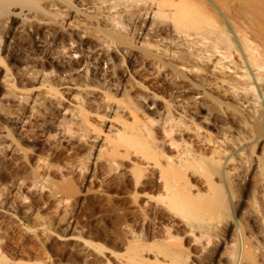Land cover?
Listing matches in <instances>:
<instances>
[{"label": "rangeland", "instance_id": "rangeland-1", "mask_svg": "<svg viewBox=\"0 0 264 264\" xmlns=\"http://www.w3.org/2000/svg\"><path fill=\"white\" fill-rule=\"evenodd\" d=\"M57 1L62 2V3H60L61 6H65V7L67 6L66 1H63V0H57ZM68 7H70L71 9L68 8L70 10V12H69V10L68 11L66 10L67 11L66 13L67 14L71 13V15H67V16L65 14H64L65 16L63 14L58 15L57 11H53V10H52V12H54L55 14H53L52 12L51 13L47 12L49 15L47 13H44V12H42V13L44 15H47V19H50L52 21L57 19L56 22H58V20H59V22H62V23H65V21L68 20L67 18H69V20H71L72 17H74L75 20L73 21L74 18L72 19V21L75 23L73 28H77L79 34L77 33V30L75 31V29L73 30V28H72V30L70 29L69 32L64 33L65 35L63 34V37H60V36L57 37V36H53V35H52L53 36L52 37L51 34H49V33L47 34V31L43 30V28L37 29L36 27H31V29H29L30 28L29 27V28L22 29L21 27H19V24H21L20 20L23 21L25 19L22 16V14H17V15L11 16L12 19H10V16L9 17L5 16L3 19L2 18L0 19L1 21L3 20L2 22H0V24L2 23L0 25V35H1V37H3V38L0 37V39H1L0 40V59H1L0 61L3 62V65L5 64L3 66L0 63V107H1L0 108V127L6 126L7 127L6 129H10L11 126H13L15 118L17 116H21L22 112H23V114L26 115V117H27V114L29 116V113H30V116L32 115L31 116L32 119L29 116L31 123H29L27 125V128H26V129H29L27 131V132H29V133H27V135H29V136L26 135L25 137H23V139H21V140L18 139V141H19L18 144H20V145L18 146L15 144L17 146V148L14 145L15 149H13V154L9 153V155L7 156V158L9 160L6 157H2V155L0 154L1 155L0 156V169L4 168L2 170L3 171L5 170L4 172H2V170H0V194H4V196L6 197L5 199L8 198L7 200H4V202H1V197H0V245H1L0 253L3 251L2 253L5 254L4 257L6 256L7 259H9V260H7V263H4V264H26V262H28V263L33 262L31 264H34V263L35 264H121V263L122 264H128L129 261H128V257H126V253H127L126 247L128 246L129 243L132 242L133 235H136L135 233L140 234L139 232L141 231V226H143L145 228V230H148V231H146L147 235H144V236L146 238H148V237L149 238L146 240V238L143 237V240L140 241L139 245H141V247L143 249L137 255V258H136L137 262L135 264H174L175 260L178 261L177 264H233L235 262L234 254L236 255V258H237L236 262H235L237 264H244V263L245 264H253V262L255 264V261L256 262L258 261L259 262L258 264H261L262 262H264L263 259L261 258V257L264 258V256H263L264 255L263 254L264 253V241H263L264 236H263V238L261 237L262 235H264V234H261V233H264V223H263L264 219L263 220L261 219L260 205L258 204V207H257L259 209V214L256 211V207H254L256 205L252 206V204L254 203L253 202L254 201V195L257 194V191H264V188H262V187H264V181H262V183L254 181L256 176H257V178H260V173H262V172H260L259 168L261 165L264 164V142H263V140H264L263 139L264 138V124L262 126V131H261L263 134V137L258 139V141L256 143H252V144H249L247 146V148H249V146H251L250 148H252V149L249 148L247 151L248 153L250 152L249 154L252 153L250 155V160H249L250 165L245 164L244 161H242L240 159L241 157H239V159H238V157H234L233 161L235 160L236 162L231 161L230 164L228 163L229 166H228V164L224 166L225 171H228V169L230 170V168H232V166L238 167L236 170H230L229 171V172H231L230 175L235 172L234 174L236 176L234 178H233L234 174H232L230 177H225L226 180L224 179V182H225L224 185L226 186V184H228L230 186L231 191H232V195H230V196H232V198L231 197L229 198L230 202L233 201L234 197H236L235 198L236 200L234 199V201L232 203H230V205L232 204L233 206L231 205L227 211L224 210V212H226V214H224V217L211 218L210 219L211 221H209V220L207 221L208 224L204 225V226H207V228L205 227L203 230H207L209 232L211 230V233L207 232V234L209 233L208 235L210 237L209 236L208 237L205 236V238L203 237L204 241L202 240L203 238H197L199 231H202V230L198 231V230L187 229L190 227H188L185 220L180 218L179 215L174 216L173 212H171L168 209L166 210V208H165V210L167 212L168 211L170 212V215L172 216V218L176 219V220H173V219H171L169 212L167 214L165 212V214H164V211H165L164 206L161 209L162 206L159 203L160 206H159V208L157 207L158 203H156L157 201H156L155 197H158V194L160 192V190H159L160 185H159L158 181L157 182L155 181L156 183L152 184V186H151V184L148 185L145 189H141V188L137 189L138 195L142 196V197H140L141 199H139L140 203L136 204V205L128 204V206L130 208L129 210L134 209V211H136L137 216L134 218H136L137 220L133 218V219H129L130 220L129 222H124L122 219L117 218V215L119 213H121L120 209H119V211L115 210L116 213H114V209L117 208V205H118L115 200L119 199L121 196L122 197L125 196L123 194L122 190L118 186L115 187V184H113L112 190L105 192V193H101V195H102V197H104V199H102V197L100 198V200L102 199L103 201L101 200V201H99V203L103 202V204L100 203L99 206L104 205L103 208L97 207V204L94 201L95 200L94 196L96 194H100V193H98L100 188L97 187L98 186L97 183L100 181V179L94 178L96 180L95 181L93 179V177H91V175H89V177L87 175V177L89 179H91L92 181L88 180V178H87V182H85V181L81 182L80 181L81 179L78 176V174L80 172H78L79 169H77V164L82 159L84 161L92 160L90 162L87 161L88 166L91 167L92 163H94V161L98 158L97 156H99V155L101 156V152H104L105 148H107V146H109V141H112L111 138H113L115 136L114 134L116 133V132H114V130L119 129L120 127L123 126V124H126V122H127V125H131L132 120H133L132 117L134 114H136L140 119L149 116L150 118L154 117V119H156V120H159V119L165 120L166 119L165 115H170V114L171 115L175 114L174 115V117H175V116H177L176 113L178 112V109H177L178 107L176 108L174 106L176 105L177 102H179V103L181 102V104L182 103L184 104L185 101L181 100V98L185 99V97H186V99H185L186 101H187V99L188 100L191 99L193 102L197 101L196 104H198V106H199V103L201 104L200 106H202V107L199 106L197 108V105L194 104V105H196L195 106L196 108L193 105V106L187 108L186 112L184 114H182V115H184L183 117L186 120L187 119L189 120V118L192 117V115H193L194 118L192 117V118H190V120L197 121L200 123L202 122L200 133L203 134V132H205L204 135L208 134V133H209L208 135L214 133L212 135V137H215V138L217 137L219 139L223 138V136H221L222 133H225V134L227 133L226 135L231 134L232 137H234V138L236 137L235 139H238L236 142H238L240 139H242L241 137L243 136V134L239 132L240 131L239 129H241L243 127V125H242L243 123L241 124V122H244L245 117H244V114L242 115L238 111V109H241V108H239L240 106H239L238 100L236 98L237 96H236V94H234L235 91H233V90H235V89H233V86H235L238 89L241 88V85L238 82L242 83L244 81V79H246V77L245 78L244 77L239 78V76H242V73L244 71L242 69H241L242 70L241 71L239 68H238L239 70H236L237 69L236 66L234 65V63H230L229 59L219 60V58H221L220 55H215L212 58V61H208L207 64L205 63V65H204V63L199 61L197 63V67L199 69H201V67H202L201 70H197V68L192 69L191 68L192 65L190 62L189 63L191 66L188 65L187 63H185L184 65H181L180 62H186V61L182 57H178L177 54L173 53V51L175 50V47H174V45H171V47H172V48L170 47V50H172L171 53L167 52L166 53L167 56H164V58H165L164 63L167 64V67L169 69L168 72L170 74V75H168V78H167V76L166 77L161 76L162 71H161V74L158 75L159 77L156 76L155 74H153V71L151 69L149 70L150 71L149 72L148 70H146V68H144V70L149 72L150 74L145 72L144 70H141V72H140L139 70H137L135 65L136 66L140 65V63H141L140 61L143 59V57L141 58L140 55L143 56L144 53H146L147 50H149V49H147V47L150 48L148 44H146V46H145L144 40H142L143 38H139V37L137 38V37L132 36V35L128 36L124 31H121L119 35L122 36L128 43L117 44V45L110 44L109 46H107V44L103 45L102 41H99V40L107 38V36L103 32L106 29L102 26H96V25H95L96 29H95L94 25H92L91 27L87 26V25H89L88 23H91V22L96 23L94 18H89V16L93 17V14L91 12H85L84 10H82V8H80L76 4H73L72 2L70 5H68ZM128 9L133 10L132 7L128 8ZM243 9L246 11V13L248 11L251 13L250 10H248L246 8H243ZM11 10L15 11L16 9L12 8ZM244 10H242V8L240 10H235V9H234V11L231 10L232 11L231 14L233 13L232 15L233 16L235 15V17H236V18H234L232 16L233 21L236 23L237 26L239 25L238 26V27H240L239 30L244 36L248 37L250 40L252 39V41L253 40L256 41L255 44L256 45L258 44L257 45L258 49H261L262 54H264L263 53L264 52V25H260L264 22V15L260 14L263 16V17L261 16L263 18V20L260 18V15H256V16H258V18L256 17L257 19H255V17H254V18H252V20L254 19V21L250 22L251 21V18L249 19L250 13L249 14L247 13L248 14L247 15ZM238 11H240V12H238ZM241 11H244V12H241ZM15 12H17V11H15ZM235 12L238 15L245 13V15L248 17H245V15H243V16L240 15V17L236 16L237 14ZM42 13L41 14L38 13L37 16L41 17V18L46 17ZM18 15H21V16H18ZM48 16H49V18H48ZM54 16L58 17V18H55ZM84 17H85V19H84ZM238 17H239V19H238ZM77 18L78 19L83 18L79 21L83 20L85 22V24L83 21H82L83 23L79 22L77 20ZM240 18L242 19L241 21H240ZM34 19L35 18L33 17V22L37 21L36 19L35 20ZM259 19H260V21H259ZM243 20H246L247 22L243 23L244 22ZM255 20L257 22H255ZM75 21L78 23H76ZM89 21H91V22H89ZM259 22H260V24H258ZM244 24L248 25V26H243ZM241 25L243 26V28ZM247 27L249 29H247ZM250 27H252V28H250ZM35 29H37V30H35ZM98 29H99V31H96ZM251 29H253V30H251ZM260 29H262V30H260ZM246 31L250 32V33H245ZM71 32H73V33H71ZM67 33H68V35L71 33V36L66 35ZM78 35H80V36L83 35L82 39H80L79 41L77 39ZM252 35H254V36H252ZM7 36L10 37L11 39L10 38L8 39ZM86 36L89 38H87ZM5 37H6V40L8 39L9 41L8 40L6 41L4 39ZM99 37L101 39L98 40ZM126 37L129 39H127ZM257 37H258V39H257ZM55 38H58V39H55ZM65 38H67L68 41ZM69 38L74 39V40L73 39H71V40L75 41V43H76V44L74 43V45H76L75 48L77 50L79 48L78 51H80L81 55H80V53L75 54V55H73V58L67 59L66 55H70L71 53H69V52L70 51L72 52L71 48L68 47L69 42L70 43L73 42ZM4 40H5V43H4ZM64 40H66V41H64ZM94 40H96L97 43ZM141 40L143 41V43L141 42ZM170 40H172V41L174 40L175 43H179V44H182L185 46V44H183L184 40L181 41V39H178V38L176 39V38H173V36L169 35L168 41H170ZM2 41L6 46L2 43ZM133 41H134V43H133ZM135 41H136V43H135ZM262 41H263V44H262ZM111 45H113L112 48H111ZM128 46H129V48H128ZM65 47H67L66 50H63V48L65 49ZM122 48H127L128 50H130L131 53L132 52H136V53L131 54L130 59H128L127 54H124L122 52V50H123ZM130 48H132V49H130ZM152 48L150 49L151 52H149L150 55L155 50L154 47H152ZM181 48L184 49L183 46H181ZM63 52H66V53H63ZM89 52H90V54H89ZM134 54H136L135 56H136L137 60H135ZM183 57H185V56H183ZM177 58H178V60H177ZM179 58L183 59L184 61L180 60ZM138 59H139V61H138ZM74 60H77L79 67L74 65L75 64ZM236 60H238V59H236ZM136 61H138V63H136ZM129 62H131V63H129ZM174 62H175V64H174ZM70 63H72V64H70ZM213 63H214V66H213ZM176 64L177 65L179 64L180 66L178 65V67H177V66H175ZM227 64H228V67H227ZM85 65H87V66H85ZM133 65H134V67H133ZM223 65H225L226 68ZM221 66H223V67L220 68ZM87 67L89 69H86ZM227 68H229V69H227ZM231 68H233L234 70ZM132 69L134 71H136V73L134 71H130ZM204 69H205V72H204ZM222 69H223V71H222ZM238 71H240L241 73ZM108 72L111 75L108 74ZM170 72H173L174 74H172ZM260 72H264V69L260 70ZM143 73H144V75H143ZM104 74L105 75L107 74V75L105 76ZM145 74H147V75H145ZM173 75L175 78L173 77ZM145 76H146V78H145ZM151 76H154V77H151ZM112 77H113V79H112ZM169 77L170 78L172 77L173 79L171 78V80H169ZM176 77H177V80H176ZM194 77H197V78H194ZM198 77H200V78L198 79ZM163 78L165 81L163 80ZM209 78H210V80H209ZM230 78H232V79H230ZM203 79H208V80H206L208 82H206ZM118 80H119V82H118ZM173 81H175V82L173 83ZM210 81H211V83H209ZM222 81H224V82H222ZM13 82H14V84H13ZM178 82H179V84H178ZM115 83H119L120 86L118 84H115ZM175 83H177L179 88L175 89V86L177 87V85ZM212 83H214V84H212ZM226 83H228V84H226ZM229 83H231V84H229ZM181 84L182 85L187 84V85H186V87L183 85L184 86L183 87ZM210 84H212L213 86ZM13 85H15V87ZM51 85H52V88H49V86L51 87ZM179 85H181V86H179ZM230 85H232V86L229 87ZM254 85H255L256 90L260 93L259 88H261V86H260L261 83L259 81H255ZM172 86H173V88H172ZM192 86L193 87L195 86V88H193ZM55 87H56V89H54ZM120 87L121 88L123 87L122 88L123 90L125 88L126 91L124 90V92H123V90L120 89ZM170 88L173 89V91ZM180 88H181V90L184 88V90L181 91V90H179ZM192 88H193V91L190 92ZM209 88H211L213 91L211 89H210L211 90L210 91ZM230 88L233 90H231ZM107 90H108L109 94H108ZM177 90H179L178 93H177ZM202 90H204V91H202ZM196 91H197V93H199L198 95H197V93H195ZM224 92H226V94H224ZM238 92H240V91H238ZM179 93L181 95L183 94L182 97ZM204 93H205V96L203 95ZM20 94L21 95L23 94L26 97V99H27L26 103L21 102L19 100L22 97ZM104 94L106 96H108L109 98L108 99L104 98V97H106V96H104ZM126 94L128 95V97ZM193 94H194V96H193ZM10 95H12V96L10 97ZM26 95H29V96L27 97ZM112 95H113V97H112ZM171 95H173V96L171 97ZM212 95H213V97H212ZM224 95H226V96H224ZM3 96H4V98H3ZM227 96H230V97H227ZM234 96H236V97L232 98ZM252 96L254 98V94ZM145 97H146V99H149V100L151 98H153V99H151L152 101L150 100L151 103L148 100H145ZM7 99H10V100H7ZM111 99L114 101L113 103H112ZM116 99H117V101H116ZM128 99L130 100V102ZM131 99H132V101H133L132 103H134V105L136 103H139V105L137 104V105L133 106L134 107L133 109H131L132 104H129V103H131ZM154 99H156V101ZM105 100H107V101L109 100L110 102L106 103ZM119 101L121 102V104ZM257 101H259V102H257ZM115 102H117V104H116V106H113V105H115ZM127 102H128V104H127ZM143 102H144V104H143ZM204 102H206V103H204ZM255 102L258 104H256ZM255 102H253L252 104H254L255 109L257 108L256 111H259L258 107L261 106L260 105L261 102L264 104V97H262L261 100H256ZM171 103H172V105H171ZM108 104H110V105H108ZM152 104H154V106ZM214 104L215 105L218 104L220 107L218 105L216 107V106H214ZM233 104H234V107H232ZM104 105H106L107 107H105ZM129 105H130V108H129ZM142 105H144V106H142ZM209 105H212V106H209ZM109 106H110V108H109ZM111 106H112V108H111ZM236 106H239V107H236ZM20 107H23V108H20ZM135 107H137L136 109L138 111L135 109ZM152 107H153V109H152ZM123 108H124V110H123ZM165 108L170 110V114L168 112L169 110H167ZM219 108H222V110L221 109L219 110ZM226 108H228V109L230 108L229 111ZM1 109L3 112L1 111ZM115 109H116V111H115ZM232 109L234 112H232ZM197 110H198V112H197ZM214 110L219 115L218 117L215 116L216 113H214ZM10 111H12V112H10ZM130 112L131 113L133 112V114H130ZM228 112L230 113V115ZM144 113L147 116H145ZM195 113L198 116H199V114H201L203 117H207L208 120L202 121L201 119H199L197 117V115ZM206 113H208V114H206ZM213 115L219 119L216 118V120H215ZM233 115L236 118L241 119V120H239L240 122L237 121L238 119L234 120L236 118L234 117V119H233V117H232ZM240 115H242L243 117ZM13 116H15V117H13ZM82 116H85V118L83 117V120H82ZM3 117H5L8 121L3 119ZM156 117H158V118H156ZM222 117L224 118V120H222ZM227 117H229L227 119L228 121H226ZM71 121H72V124H71ZM210 121L215 122L216 126H211ZM10 122H12V123H10ZM85 122H87V124ZM67 123H69V127H71V126L73 127V128L72 127L70 128V131L66 130V128L68 127ZM172 123H174V121ZM63 124H66L67 126L65 125L66 126L65 127V126H63ZM205 124H206V126H205ZM219 124H220V126H219ZM226 124H228V125H226ZM237 125L239 127L240 126H242V127L239 128ZM218 126H219V129H218ZM207 127H209V129H208L209 132L208 131L206 132ZM2 128H0V134H1L0 137L2 136L1 139L3 137H4V139H2V141H0V146H4L7 143H9V142H7V141H9V139L5 138V131H2V130H6V129L5 128L2 129ZM155 128H156V132H157L158 136L161 135L160 137H162V135H164L166 138L168 137L162 132V129H161L162 127L160 126V122L155 124ZM183 128H184L183 126L181 128L177 125L176 129H178V130L174 129L175 132H172V134H171V135H174L175 138L180 141L178 144L179 147H177L178 149H175V146L169 147L170 145H167L168 143H166V145L165 144L162 145L161 144L162 142L158 143L164 149V152H167V154L169 156L171 154L172 157H174V158L178 155V152H180L179 150L182 149L181 146L184 147V143L182 142V139L188 140V137H190V139L193 138L192 140L195 141V143L198 144V146L204 148L203 142L201 141L202 143H200L199 142L200 139L197 137H194V133H192L193 136H191L192 134L191 135L189 134L191 132L187 131V130H185V128L184 129ZM221 128L225 132L221 131L220 130ZM87 129H89L90 131H88ZM92 129H94V130L92 131ZM234 129H237V130H234ZM203 130H205V131H203ZM215 130H217V131H215ZM61 131L65 132V133H61ZM70 132H72V133H70ZM184 132L187 133L186 134L187 136L184 134ZM236 132L239 134H237ZM73 133H74V135L75 134L76 135L74 136ZM86 133H87V135H86ZM111 133H113V134L110 137ZM215 133L218 136H216ZM235 133L237 135H235ZM180 134H182L183 137L180 136ZM177 135H179L180 137ZM72 136L75 138H73ZM105 137H106V139H105ZM196 139L198 140L199 143L197 142ZM3 140H4V143H3ZM164 140H165V138H164ZM260 141H262V143ZM243 142L245 143L246 141H243ZM243 142H242V144H243ZM21 144H23V145H21ZM229 144L232 145L231 143H229ZM257 145H258V148H257ZM167 146L169 147V149ZM259 146H261V147H259ZM206 147H208V146H206ZM64 148H66L65 151H64ZM23 149L24 150L27 149V150L24 151ZM58 149H59V151H58ZM68 149L70 150L69 152H68ZM172 149H174V150H172ZM73 150H74V152H73ZM250 150H252V151H250ZM28 151H30V152H28ZM60 151L62 154L60 156L58 155L59 156L58 158L53 159L55 154H58ZM66 153H67V155H66ZM69 153L71 155L72 154L73 155L69 156ZM89 153H90V156H89ZM10 154H11V156H10ZM24 154H26L28 158L25 157ZM47 154L50 155V157ZM91 155H93V156H91ZM30 156H32L33 158L32 157L30 158ZM39 156H41V159H46V161H49V162L53 161L52 165L54 167H58V166H59V168L63 167L62 171L61 170L58 171L55 168V169H52L53 172L48 170L49 174H48V172H43V173L44 174L46 173L49 175L47 177V179L52 176V178L48 179L50 184L52 182V179H53L54 183H57V182L61 183L60 181H62L64 183V180H63L64 177H65L66 182H70V184L77 191V193H75V191H74L72 200L69 199L71 202H68L67 204L73 203V205L69 204L68 208H67L63 203L58 204L59 202L58 201L56 202L57 199H54V198H58L59 195H56V196L52 195L55 192L52 191V188H50L51 185L48 182H47V184H45L46 182L43 181L42 184H44L46 186L45 187L44 185H41V182L39 183V182H37L38 180L36 181V176H34L36 172H33L34 173V175H33L32 171H34L35 164L38 163V157ZM87 156H88V159L86 158ZM132 156L133 155H130L129 157L122 159L123 162L126 161V163L124 162V164L122 165V167H124L125 169L121 167V169L118 170V171H122L120 173H124V171L129 170V171H126V173L128 172L127 174H130L131 173L130 172L131 171L130 170L131 165L134 166L135 163H137V162H138V165L140 167H142L143 169L146 167V165L144 164V161L140 162L137 160L138 156L137 157H136V155L133 157ZM242 157H244V156H242ZM260 157H262V158H260ZM24 158H27L26 159L27 161L24 160ZM65 158H67L68 160ZM85 158H86V160H85ZM134 158H136V159H134ZM76 159H78V161ZM236 159H238V160H236ZM1 160H3V162ZM65 161H67V162H65ZM103 162L105 163L103 156H102L98 159V163L102 164ZM237 162H239V164ZM40 163H42V162L40 161ZM56 163H57V166H56ZM235 163L237 165H234ZM26 164H28V165H26ZM5 165H6V167H5ZM65 165H66V167H64ZM70 166H72L73 169ZM74 166H76V167H74ZM103 166L105 168L106 165L104 164ZM243 166H244V168H243ZM248 166H250V167H248ZM129 167H130V169H129ZM12 168L13 169L15 168V170L13 171ZM28 168L32 169V171L29 170ZM92 168H93V165H92ZM247 168H249V170ZM105 169L106 170H104V172H102V173H105L106 177L108 176L107 177L108 180L111 176V178H110L111 182L115 183L116 180H118V179H116L117 177L115 178L114 176L119 175L118 173H116L118 171L112 172V173L110 172L111 175H109L110 174L109 172H105V171H107V168H105ZM239 169H241L240 170L241 172H238ZM54 170H56V171H54ZM244 170H246V171H244ZM257 170H259V175L256 174V173H258ZM229 172H223V173H229ZM50 173H51V175H50ZM69 173H72V174H69ZM243 173H245V174H243ZM106 174H108V175H106ZM251 174H252V176H251ZM71 175L73 177H75L77 180H74L75 178L74 179L71 178L72 177ZM196 175L198 176V174H193L192 172H190V174H189V182H190V185L192 186L191 192L193 194H195V193L197 194V192H193V191H195L193 189V187L196 188V191L199 188L202 191L205 190V193L202 191L199 193L200 195L203 196L207 193L206 192L207 185L203 181L204 178H202L201 176H198L194 179V176H196ZM242 175H243V178H242ZM112 176H113V178H112ZM67 177L70 181L67 180ZM197 178H200V180H202V181H199V179H197ZM215 178H219V176H216ZM54 179L56 181H54ZM241 179H243V180H241ZM239 180H241V181H239ZM33 181H36L35 183L36 184L39 183L40 185H38V184L36 185L35 183H33ZM90 181L93 184H91ZM82 183H84V185ZM255 184H259L258 188H260V189H257ZM3 185L6 189L4 187H2ZM23 185L25 187H22ZM34 185L39 186L40 189H38L39 187H36V186L33 187ZM47 185H49V186H47ZM94 185H95V187H94ZM28 186H30V187H28ZM42 186H44V190L41 189ZM118 189H120V190H118ZM241 189H243V190H241ZM261 189H263V190H261ZM117 190H118V192H117ZM52 192H54V193H52ZM24 194H25V196H27L26 199H22V196L24 197ZM259 194H260V192H259ZM75 195L77 196V198ZM108 195H110L109 197L113 196L114 200L109 198ZM115 196L117 197V199H115ZM240 197L243 199L240 200ZM73 198H75V200H77V202ZM106 198H107V200H106ZM145 198H146V200H145ZM19 199H21V200H19ZM109 199H111V201H108ZM40 200H42V201H40ZM237 200H239V202ZM53 201H55L57 204H55V202H53ZM150 201H152V203H147ZM108 202H109V204H107ZM111 202L114 205H112ZM30 203L33 205L35 204V206L30 205ZM145 203H146V205H145ZM260 203H261V201H260ZM5 204H6V206H5ZM44 204H45V206H44ZM94 204H96V206ZM151 204H152V206H150ZM106 205H110L111 207H113V206L114 207L116 206V207L115 208L113 207V209H112L110 206L107 207ZM139 205L143 207V211H144L145 215H143L142 213L137 211L139 209L138 208ZM46 206H48V207H46ZM71 206H72V208H70ZM153 206H155V207L153 208ZM234 206H236V207L233 208ZM64 207L66 208L65 211L67 210L66 212H64V209H63ZM95 207L97 208V210ZM98 208H100V209H98ZM105 208H106V210H107V208H109L113 214H110L111 213L110 210H108V213H105L106 212ZM232 208H233V211H232ZM35 209H36V211H35ZM135 209H137V210H135ZM153 209H154V211H153ZM158 210H159V212L157 213ZM234 210L236 213L234 212ZM70 211L72 214L70 213ZM99 211H101V212H99ZM67 212H68V214H66ZM153 213L156 214V216ZM171 213H173V215ZM245 213H246V215H243ZM64 214H66L65 216H67L66 219H64L65 218ZM73 214H75V215H73ZM139 214L142 216V218L144 217V220L141 218V216ZM68 215H71V216H68ZM109 215H111V216H109ZM112 215H113V217H112ZM162 215H163V217H162ZM62 216H64L63 219H62ZM167 216L168 217L170 216L169 220H167L168 219ZM255 216L260 217V219L258 217H255ZM225 217H226V219H225L226 222L224 220ZM253 217H255V218H253ZM108 218H110V219H108ZM146 218H147V221L151 223V225L146 221ZM154 218L157 219V221H160L161 223L160 222L157 223ZM180 219H182V220H180ZM213 219L217 222L219 221V223L216 224L217 222H215V221L213 223V221H212ZM254 219H256L258 222L257 221L254 222L253 221ZM223 220H224V223H222ZM227 220H229L230 223L227 222ZM131 221H133V222H131ZM142 221H143V223L145 222L147 225L145 223L143 224ZM175 221H177V222H175ZM179 221H181V222L178 223ZM174 222L176 223L177 226L175 225ZM209 223L211 225L213 223L214 225H216V227L214 225L211 226ZM255 223H259L258 226L263 224L262 226H260L261 228H263L262 232H260V231L258 232L259 229L255 228ZM130 224L131 225L133 224V225L131 226ZM161 224L166 225V229L168 226H169V228L170 227H172L174 229L177 228V231L176 230L174 231V229L170 228V230H171L170 233L172 235L173 234L177 235V236L174 235V237L179 238V236L181 237L182 235L185 237V238H183V240L186 239L185 241H182L183 236L181 237V242H182L181 244H183V242L185 244L184 246L182 245L183 247H185L183 249H186L189 247L188 248L189 252H187V256L184 254L182 255L180 253H176V252L170 250V248H167L166 245H164V244H167V241L165 240V238H163V235L165 234V226H163ZM179 224L181 227L178 226ZM228 224H230V225H228ZM154 225H157L160 229L158 227H154ZM134 226H136V228ZM148 227L151 229H149ZM153 227L156 230L157 229L158 230L155 231V229H153ZM179 227H180V230H179ZM11 229H12V231H11ZM132 229H134V230L136 229L134 233H132L130 231ZM13 231L15 232V234L13 233ZM152 231L154 232V235H153L154 238L152 236V234H153ZM160 231H162L163 233ZM191 231H194V232H191ZM212 231H214V232L212 233ZM151 232H152V234L150 235ZM157 232H159V234ZM191 233L192 234L195 233V237L197 238V240L195 237H194L195 239L193 238V235H191ZM216 233H217L218 237H217V235H215ZM155 234H156V236H155ZM250 235L254 238H252ZM165 236H166V234L164 235V237ZM191 236H192L193 240H192ZM218 238H220V239H218ZM238 238H239L241 243L239 242ZM199 239H201L204 242L203 246H202V241ZM205 239L208 240V242H209V239H211V241L209 242L210 244L205 242L206 241ZM214 239L215 240L217 239V240L215 241ZM194 240H196L197 243L192 242ZM198 240L201 243H199ZM255 241H256V243H255ZM235 242H239L242 246H239L240 244L235 243ZM233 243H235L236 245L235 244L233 245ZM255 245L259 246L258 250H257V247ZM158 246H160L163 249L162 250L163 252L160 251L159 249H157ZM235 247H237L238 251L239 250L240 251L238 252ZM248 247H249V249H251L250 247H252L251 250H253V251H251V250L249 251V249H247ZM234 248H235V251L233 252ZM243 248H245V250L247 252H249L250 255L247 252H245L243 250ZM188 249H186V251H188ZM259 249H260V253H259ZM261 252H262V254H261ZM144 253H146V254H144ZM152 254L155 257H153ZM158 254H159V256H158ZM160 254H162V255H160ZM230 254H231V256H233V259H232V257H230ZM259 254H260V256H259ZM1 255H3V254H0V256ZM188 255H190V258ZM239 255H241V256L244 255V256L239 257ZM243 257H245V258H243ZM258 258L260 260L262 259V261L260 262V260ZM124 259H126V260H124ZM252 259H253V262H251ZM17 260H18V262L19 261L20 262L18 263ZM24 261H26V262L24 263ZM166 261H168V262H166ZM185 261L188 263H186Z\"/></svg>", "mask_w": 264, "mask_h": 264}, {"label": "bare ground", "instance_id": "bare-ground-1", "mask_svg": "<svg viewBox=\"0 0 264 264\" xmlns=\"http://www.w3.org/2000/svg\"><path fill=\"white\" fill-rule=\"evenodd\" d=\"M63 1H66L67 3V6H61L60 3L62 2H58L57 0H0V19L4 18L5 16H10V19L11 16H14V15H17V14H22V16L25 18L23 21L20 20L21 24H19V27H21L22 29L24 28H29L31 29V27H36L37 29H41L43 28V30L47 31V34H51V36H60V37H63V34L66 33V32H69V30L74 27L75 23L73 22L75 20L74 17H72L71 20H69V18H67L68 20L65 21V23H62V22H56V20H50V19H47V15H44L42 12L44 13H47V12H52L53 11H57L58 15H71V13H66L70 8L68 7V5L71 4V2L73 4H76L77 6H79L80 8H82V10H84L85 12H91L93 14V17L92 16H89V18H94V20L96 21V23L94 22H91V23H88L89 27H91L92 25H96V26H102L104 27L106 30L103 31L104 34L107 36L106 39H101L100 37L98 38L101 39L99 41H102V44H107V46H109L110 44H113V45H117V44H124V43H128L122 36H120V32L121 31H124L128 36L129 35H132V36H135V37H139V38H143L142 40H144V43H145V46L146 44L149 45L150 48L147 47V52L144 53L143 56L140 55V57L143 59L139 62L140 65H135V67L137 68V70H139L141 72V70H144V68H146V70H152L153 71V74H155L156 76H158L159 74H161V71H162V75L161 76H164L168 78V75L169 72H168V67H167V64L164 63V56H167L166 53L169 52L171 53L172 50H170V47L171 45H174L175 47V50L173 51V53L177 54L178 57H182L183 59H185L186 62H180L181 65H184L185 63H187L188 65H190L191 63V68H197V70H201L197 67V63L199 61H201L202 63H205L207 64L208 61H212V58L215 56V55H220L221 58H219V60H222V59H229L230 60V63H234V65L236 66V70H243L244 72L242 73V76H239L240 77H246V79H244V81L241 83V82H238L240 83L241 85V88L238 89L236 88L235 86H233V91L234 94H236V96L232 97V98H237L238 100V104L239 106H236V107H239L241 109H238L239 113L240 114H244V122H241V124L243 125L240 126L242 127L241 129H239L240 133L243 134V136L241 137L242 139H240L238 142H236L238 139H235L234 137H232V135H226L225 133H222L221 136H223V138H215V137H212V135L214 134H205V132L200 133L201 131V123L200 122H197V121H193V120H190V118H194V116L192 115V117L189 118V120L185 119L182 115L186 112V109L193 106L194 104H196V102H193L191 99L187 101L183 98H181V100H184L185 103L181 104V102H177L176 105L174 107H178V112L176 113L177 116L174 117V115H171L170 114V110L169 114L170 115H165L166 116V119H159V120H156L153 118H150L149 116L145 117V118H142L140 119L136 114L133 115V120H132V124L131 125H127V122L126 124H123L122 127H120L119 129L117 130H114V132H116L113 136V138H111L112 141H109V146H107V148H105V151L104 152H101V156H97L96 160L94 161V163H92L93 165V168H92V165L91 167L88 166L87 164V161H92V160H87V161H84L82 158V160H80L77 164V169H79L78 172H80L78 174V176L80 177V181L83 182H87V178L89 177V175H91V177H93V179H100V181L97 183L98 184V188H100V190L98 191V193L100 194H96L94 197H95V203L97 204V207H102V206H99L100 203L103 204V202H100L102 199H104V197H102L101 193H105V192H108L110 190H112L113 188V184H115V187L118 186L123 194L125 195L124 197H121L119 199H117V195L115 196V200L117 202V208H115L114 206V213L115 210L119 211V209L121 210V213H119L117 215V218H120L122 219L124 222H129L130 220L129 219H133L134 217L137 216L136 214V211H134V209L132 210H129V206L128 204H133V205H136V204H139V199H141L140 197L142 196H139L138 195V191L137 189H145L148 185L151 184H154L158 181L159 185H160V192L158 194V197H155L156 198V203H158L157 207L159 208L160 204H161V209L163 208L164 206V210L166 208V210H170L171 212L174 213V216L176 215H179L180 218H182L183 220H185L186 224L188 225V227L190 228H187V229H192V230H202V231H199L198 235H197V238H205V236H209L208 234L211 233V230L210 232L207 231V230H203L205 227L207 228V226H204L205 224H208V220L211 221L210 219L211 218H218V217H224V214H226L225 211L228 210V208L232 205H230V203H232L234 201V199L236 197L233 198V201L230 202V197L232 198V191L230 189V186L228 184H226V186L224 185V179L225 177H230V173L229 172L230 170H236L238 167H233L230 168V170L228 169V171H225V165H227L228 163L230 164L231 161H233L234 157H241L240 159L242 161H244L245 164H248L250 165V155L252 154H249L247 151L248 149L251 147L249 146V148H247V146L249 144H252V143H256L258 141V139H260L261 137H263V134H262V126H263V122H264V104L261 102V106H259L258 110L259 111H256L255 109V106L254 104H252L253 102H255L256 100H261L262 97H264V72H260V70L264 69V54H262V50L261 49H258V44L256 45V41H252V39L250 40L248 37L244 36L237 25L236 23L233 21V18H232V14L231 12L235 10H240L242 8V10H244L243 8H246L248 10L251 11V13L248 11L247 13L249 14V19L251 18V21H254V19L252 20V18L255 17V19L258 18V16L256 15H264V0H63ZM65 3V2H64ZM65 3V4H66ZM132 7L133 10H129L128 8ZM12 8H15L17 12L15 11H12L11 9ZM71 9V8H70ZM67 10V11H66ZM232 10V11H231ZM114 11V12H113ZM245 11V10H244ZM244 11H241V12H244ZM70 12V10H69ZM74 12V11H73ZM240 12V11H238ZM38 13H42L43 17L44 18H41V17H38ZM53 14H55L54 12H52ZM236 13V12H235ZM246 13V11H245ZM244 14H240L241 16L245 15ZM246 13V14H247ZM39 14V15H40ZM48 14V13H47ZM52 14V15H53ZM237 14V13H236ZM247 14V15H248ZM49 15V14H48ZM51 15V16H52ZM57 15V14H56ZM57 15V16H58ZM64 15V16H65ZM240 15H236V16H239ZM260 15V18L263 20V16ZM18 16H21V15H18ZM75 16V15H74ZM262 16V17H261ZM33 17L37 20L35 22H33ZM55 17V16H54ZM70 17V16H69ZM234 18L235 15L233 16ZM238 17V19H239ZM245 17H248L245 15ZM257 17V18H256ZM49 18V16H48ZM55 18H58V17H55ZM60 18V17H59ZM62 18V17H61ZM244 18V17H243ZM34 19V20H35ZM52 19V18H51ZM63 19V18H62ZM61 19V20H62ZM65 19V18H64ZM83 19V18H81ZM81 19H78L77 20H81ZM85 19V17H84ZM248 19V20H249ZM60 20V21H61ZM93 20V21H94ZM237 20V19H236ZM242 19L240 18V21ZM3 21V20H2ZM0 20V22H2ZM63 21V20H62ZM83 21V20H82ZM82 21H79V22H82ZM244 21V22H243ZM242 22L245 23L247 22L246 20H243ZM260 21V19H259ZM76 22V21H75ZM84 22V21H83ZM82 22V23H83ZM255 22H257L255 20ZM263 22V21H262ZM261 22V23H262ZM78 23V22H76ZM264 23V22H263ZM260 24V22L258 24L260 25H264V24ZM2 24V23H1ZM0 24V25H1ZM81 24V23H80ZM85 24V22H84ZM87 24V23H86ZM242 24V23H241ZM255 24V23H254ZM257 24V25H258ZM21 25V26H20ZM86 26V25H85ZM93 26V27H94ZM96 26H95V29H96ZM242 26V25H241ZM243 26H248V25H243ZM242 26V28H243ZM18 27V26H17ZM88 27V28H89ZM259 27V26H258ZM85 28V27H84ZM252 28V27H250ZM260 28V27H259ZM35 29V30H37ZM75 29V31L77 30V33H78V29L77 28H73V30ZM92 29V28H91ZM247 29H249L247 27ZM254 29V28H253ZM251 29V30H253ZM27 30V29H26ZM42 30V31H43ZM85 30V29H84ZM88 30V29H87ZM86 30V31H87ZM262 30V29H260ZM24 31V30H23ZM31 31V30H30ZM83 31V30H82ZM92 31V30H91ZM96 31H99L96 30ZM102 31V30H101ZM244 31V30H243ZM36 32V31H35ZM44 32V31H43ZM73 33V32H71ZM71 33L68 35V33L66 35L68 36H71ZM99 33V32H98ZM245 33H250V32H245ZM260 33V32H259ZM79 34V33H78ZM65 35V34H64ZM76 35V34H75ZM91 35V34H90ZM96 35V34H95ZM104 35V36H105ZM173 36V38H178V39H181V41L184 40V45L182 44H179V43H175L174 40H170L168 41V36ZM251 35V34H250ZM6 36V35H5ZM10 36V35H9ZM52 36V37H53ZM83 36V35H82ZM82 36L78 35L77 36V39L78 41L80 39H82ZM89 36V35H88ZM254 36V35H252ZM262 36V35H261ZM1 37V35H0ZM11 37V36H10ZM10 37L7 36V38L9 39ZM73 37V36H72ZM87 37V36H86ZM3 38V37H1ZM12 38V37H11ZM10 38V39H11ZM68 38V37H67ZM65 38V39H67ZM89 38V37H87ZM127 38V37H126ZM254 38V37H253ZM6 40V37L4 38ZM7 39V40H8ZM55 39H58V38H55ZM63 39V38H62ZM70 39V38H69ZM73 39V38H71ZM70 39V40H71ZM85 39V38H84ZM96 39V38H95ZM129 39V38H127ZM258 39V37H257ZM256 39V40H257ZM1 40V39H0ZM5 40H4V43H5ZM6 40V41H7ZM61 40V39H60ZM69 40V41H70ZM74 40V39H73ZM71 40V41H73ZM89 40V39H88ZM97 40V39H96ZM94 40V41H96ZM141 40V42L143 43V41ZM9 41V40H8ZM66 41V40H64ZM63 41V42H64ZM68 41V39H67ZM92 41V40H91ZM3 43V41H2ZM3 43V44H4ZM75 41L73 42H69V45L68 47L71 48L72 52L70 51L69 53H71L70 55H66L67 59L69 58H73V55L75 54H79L80 51L79 48L78 50L75 48L76 45H74ZM97 43V41H96ZM134 43V41H133ZM136 43V41H135ZM68 44V43H67ZM76 44V43H75ZM83 44V43H82ZM92 44V43H91ZM100 44V43H99ZM101 44V45H102ZM262 44H263V41H262ZM5 45V44H4ZM113 45H111V48L113 47ZM6 46V45H5ZM81 46V45H80ZM106 46V47H107ZM125 46V45H124ZM181 46L184 47V49L181 48ZM79 47V46H78ZM94 47V46H93ZM92 47V48H93ZM105 47V48H106ZM116 47V46H115ZM154 47V54L150 55L149 52L150 49ZM67 47H65V49L63 48V50H66ZM109 48V47H108ZM129 48V46H128ZM172 48V47H171ZM82 49V48H81ZM80 49V50H81ZM123 49V50H122ZM122 52L124 54H127V58L130 59V56L131 54L133 53H136V52H130V50H128L127 48H122ZM132 49V48H130ZM153 49V48H152ZM95 51V50H94ZM63 53H66V52H63ZM264 53V52H263ZM68 54V53H67ZM90 54V52H89ZM99 54V53H98ZM139 54V53H138ZM64 55V56H65ZM81 55V53H80ZM88 55V54H87ZM94 55V54H93ZM136 54H134L135 56ZM122 56V55H121ZM185 56V57H183ZM93 57V56H92ZM126 57V56H125ZM139 57V56H138ZM171 57V56H170ZM64 58V57H63ZM95 58V57H94ZM135 60H137L136 56L134 57ZM173 58V57H172ZM176 58V57H175ZM216 58V57H215ZM3 59V58H2ZM93 59V58H92ZM170 59V58H169ZM180 59V58H179ZM183 59H180V60H183ZM238 59V60H236ZM1 60V59H0ZM72 60V59H71ZM123 60V59H122ZM134 60V59H133ZM134 60V61H135ZM168 60V59H167ZM178 60V58H177ZM70 61V60H69ZM75 61V66L79 67L78 65V62L77 60H74ZM104 61V60H103ZM131 61V60H130ZM139 61V59H138ZM138 61H136V63H138ZM169 61V60H168ZM184 61V60H183ZM217 61V60H216ZM239 61V62H238ZM71 62V61H70ZM190 62V63H189ZM0 63L3 65V62L0 61ZM74 63V62H73ZM131 63V62H129ZM135 63V62H134ZM170 63V62H169ZM211 63V62H210ZM227 63V62H226ZM72 64V63H70ZM175 64V62H174ZM209 64V63H208ZM223 64V63H222ZM5 65V64H4ZM3 65V66H4ZM88 65V64H87ZM85 65V66H87ZM179 65V64H178ZM178 65L176 64L175 66L178 67ZM211 65V64H210ZM220 65V64H219ZM132 66V65H131ZM180 66V65H179ZM212 66V65H211ZM213 66H214V63H213ZM225 66V65H223ZM223 66H221L220 68H222ZM134 67V65H133ZM170 67V66H169ZM183 67V66H182ZM217 67V66H216ZM227 67H228V64H227ZM6 68V67H5ZM85 68V67H84ZM132 68V67H131ZM210 68V67H209ZM208 68V69H209ZM226 68V66H225ZM239 68V69H238ZM72 69V68H71ZM86 69H89L88 67ZM188 69V68H187ZM229 69V68H227ZM233 69V68H231ZM230 69V70H231ZM53 70V69H52ZM191 70V69H190ZM195 70V69H194ZM234 70V69H233ZM235 70V71H236ZM241 70V71H242ZM88 71V70H87ZM86 71V72H87ZM130 71H134L133 69L130 70ZM145 71V70H144ZM223 71V69H222ZM226 71V70H225ZM52 72V71H51ZM69 72V71H68ZM106 72V71H105ZM136 73V71H134ZM138 72V71H137ZM147 72V71H145ZM144 72V73H145ZM150 72V71H149ZM147 72V73H149ZM174 72V71H173ZM173 72H170L172 74H174ZM204 72H205V69H204ZM240 72V71H238ZM7 73V72H6ZM5 73V74H6ZM44 73V72H43ZM46 73V72H45ZM143 73V75H144ZM191 73V72H190ZM189 73V74H190ZM241 73V72H240ZM108 74H110L108 72ZM150 74V73H149ZM195 74V73H194ZM207 74V73H206ZM205 74V75H206ZM105 75V74H104ZM107 75V74H106ZM105 75V76H106ZM111 75V74H110ZM147 75V74H145ZM154 75V76H155ZM241 75V74H240ZM6 76V75H5ZM154 76H151V77H154ZM178 76V75H177ZM194 76V75H193ZM196 76V75H195ZM198 76V75H197ZM203 76V75H202ZM159 77V76H158ZM174 77V75H173ZM179 77V76H178ZM201 77V76H200ZM198 77V79L200 78ZM24 78V77H23ZM102 78V77H101ZM146 78V76H145ZM172 78V77H171ZM171 78L169 77V80H171ZM175 78V77H174ZM194 78H197V77H194ZM202 78V77H201ZM205 78V77H204ZM208 78V77H207ZM113 79V77H112ZM173 79V78H172ZM232 79V78H230ZM164 80V78H163ZM175 80V79H174ZM176 80H177V77H176ZM202 80V79H201ZM203 80H208V79H203ZM210 80V78H209ZM108 81V80H107ZM114 81V80H113ZM165 81V80H164ZM196 81V80H195ZM255 81H259L261 83V88L260 89V93L256 90L255 88V85H254V82ZM21 82V81H20ZM109 82V81H108ZM119 82V80H118ZM175 81H173L174 83ZM201 82V81H200ZM203 82V81H202ZM208 82V81H206ZM224 82V81H222ZM112 83V82H111ZM184 83V82H183ZM211 83V81L209 82ZM221 83V82H220ZM232 83V82H231ZM229 83V84H231ZM14 84V82H13ZM20 84V83H19ZM115 84H118L119 83H115ZM177 85V83H175ZM179 84V82H178ZM189 84V83H188ZM214 84V83H212ZM210 84V85H212ZM228 84V83H226ZM236 84V83H235ZM259 84V83H258ZM16 85V84H15ZM15 85H13L15 87ZM117 85V86H118ZM182 85V84H181ZM179 85V86H181ZM184 85V84H183ZM182 85V86H183ZM187 84H185L184 86L186 87ZM193 85V84H192ZM223 85V84H222ZM238 85V84H237ZM12 86V87H13ZM111 86V85H110ZM120 86V85H119ZM174 86V85H173ZM172 86V88H173ZM183 86V87H184ZM213 86V85H212ZM228 86V85H227ZM232 85H230L229 87H231ZM259 86V87H260ZM112 87V86H111ZM110 87V88H111ZM124 87V86H123ZM122 87V88H123ZM193 87V86H192ZM201 87V86H200ZM228 87V88H229ZM238 87V86H237ZM257 87V86H256ZM49 88H52V85L51 87L49 86ZM113 88V87H112ZM115 88V87H114ZM118 88V87H117ZM120 87V89H122ZM176 88H179L178 85L177 87L175 86V89ZM189 88V87H188ZM195 88V86L193 87ZM193 88L191 89L190 92L193 91ZM205 88V87H204ZM208 88V87H207ZM215 88V87H214ZM221 88V87H220ZM56 89V87L54 88ZM171 89V88H170ZM211 88H209L210 90ZM117 90V89H116ZM115 90V91H116ZM123 90V89H122ZM125 90V88H124ZM123 90V92H124ZM173 91V89H171ZM170 90V91H171ZM181 90V88L179 89ZM177 90V93L178 91ZM184 88L181 90L183 91ZM196 90V89H195ZM212 90V89H211ZM210 90V91H211ZM230 90V91H231ZM119 91V90H118ZM117 91V92H118ZM126 91V90H125ZM188 91V90H187ZM201 91V90H200ZM204 91V90H202ZM213 91V90H212ZM225 91V90H224ZM240 91V92H238ZM106 92V91H105ZM104 92V93H105ZM108 92V90H107ZM111 92V91H110ZM116 92V93H117ZM185 92V91H184ZM199 92V91H198ZM54 93V92H53ZM59 93V92H58ZM197 93V91L195 92ZM209 93V92H208ZM106 94V93H105ZM104 94V96H106ZM109 94V92H108ZM107 94V95H108ZM111 94V93H110ZM180 94V93H179ZM189 94V93H188ZM199 93H197L198 95ZM211 94V93H210ZM213 94V93H212ZM224 94H226V92H224ZM254 94V98H253V95ZM21 95V94H20ZM57 95V94H56ZM116 95V94H115ZM114 95V96H115ZM127 95V94H126ZM181 95V94H180ZM183 95V94H182ZM181 95V97H182ZM191 95V94H190ZM205 96V93L203 94ZM6 96V95H5ZM12 95H10L11 97ZM22 97L19 99L21 102H25L26 103V97L22 94L21 95ZM27 97L29 95H26ZM125 96V95H124ZM173 95H171L172 97ZM194 96V94H193ZM196 96V95H195ZM203 96V97H204ZM215 96V95H214ZM221 96V95H220ZM219 96V97H220ZM226 96V95H224ZM14 97V96H13ZM113 97V95H112ZM128 97V95H127ZM179 97V96H178ZM184 97V96H183ZM189 97V96H188ZM207 97V96H206ZM213 97V95H212ZM216 97V96H215ZM227 97H230V96H227ZM256 97V98H255ZM4 98V96H3ZM104 98H109L108 96L104 97ZM132 98V97H131ZM151 98V97H150ZM180 98V97H179ZM208 98V97H207ZM13 99V98H12ZM17 99V98H16ZM29 99V98H28ZM124 99V98H123ZM126 99V98H125ZM153 99V98H151ZM150 99V100H151ZM206 99V98H205ZM6 100V99H5ZM7 100H10V99H7ZM110 100V99H109ZM106 101V103H109L110 101ZM112 100V99H111ZM127 100V99H126ZM129 100V99H128ZM134 100V99H133ZM145 100H148L150 102L149 99H146L145 97ZM144 100V101H145ZM156 101V99H154ZM169 100V99H168ZM174 100V99H173ZM172 100V101H173ZM207 100V99H206ZM205 100V101H206ZM12 101V100H11ZM14 101V100H13ZM19 101V102H20ZM117 101V99H116ZM135 101V100H134ZM139 101V100H138ZM152 101V100H151ZM210 101V100H209ZM212 101V100H211ZM114 101L112 100V103ZM120 102V101H119ZM130 102V100H129ZM132 99H131V103L129 104H132L131 106V109H133L135 105H139V103H136L134 105V103H132ZM147 102V101H146ZM154 102V101H153ZM171 102V101H170ZM169 102V103H170ZM200 102V101H199ZM216 102V101H215ZM230 102V101H229ZM236 102V101H235ZM259 102V101H257ZM104 103V102H103ZM148 103V102H147ZM146 103V104H147ZM151 103V102H150ZM157 103V102H156ZM206 103V102H204ZM256 103V102H255ZM20 104V103H19ZM117 102H115V105L113 106H116ZM119 104V103H118ZM121 104V102H120ZM128 104V102H127ZM144 104V102H143ZM149 104V103H148ZM155 104V103H154ZM154 104H152L154 106ZM211 104V103H210ZM213 104V103H212ZM258 104V103H256ZM2 105V104H1ZM110 105V104H108ZM157 105V104H156ZM155 105V106H156ZM172 105V103H171ZM174 105V104H173ZM197 105V108L201 105L199 103V106L198 104ZM194 105V107L196 106ZM218 105V104H217ZM217 105L214 104V106L217 107ZM105 107H107L106 105H104ZM144 106V105H142ZM207 106V105H206ZM209 106H212V105H209ZM213 106V107H214ZM219 106V105H218ZM97 107V106H96ZM101 107V106H100ZM140 107V106H139ZM151 107V106H150ZM167 107V106H166ZM202 107V106H200ZM220 107V106H219ZM234 107V104L233 106ZM257 107V106H256ZM1 108V107H0ZM20 108H23V107H20ZM110 108V106H109ZM112 108V106H111ZM119 108V107H118ZM129 108H130V105H129ZM137 107H135L136 109ZM196 108V107H195ZM206 108V107H205ZM244 108V109H243ZM121 109V108H120ZM134 109V110H135ZM143 109V108H142ZM153 109V107H152ZM155 109V108H154ZM209 109V108H208ZM212 109V108H211ZM222 110V108H219V110ZM228 111L229 109L226 108ZM112 110V109H111ZM124 110V108H123ZM137 110V109H136ZM141 110V109H140ZM146 110V109H145ZM150 110V109H149ZM166 110V111H167ZM2 111V109H1ZM6 111V110H5ZM8 111V110H7ZM23 111V110H22ZM21 111V112H22ZM33 111V110H32ZM85 111V110H84ZM116 111V109H115ZM138 111V110H137ZM174 111V110H173ZM188 111V110H187ZM192 111V110H191ZM200 111V110H199ZM225 111V110H224ZM231 111V110H230ZM236 111V110H235ZM3 112V111H2ZM9 112V111H8ZM12 112V111H10ZM25 112V111H24ZM145 112V111H144ZM193 112V111H192ZM198 112V110H197ZM202 112V111H201ZM232 112L233 109H232ZM20 113V112H19ZM81 113V112H80ZM83 113V112H82ZM86 113V112H85ZM88 113V112H87ZM137 113V112H136ZM214 113L215 110H214ZM229 113V112H228ZM236 113V112H235ZM7 114V113H6ZM5 114V115H6ZM11 114V113H10ZM9 114V115H10ZM14 114V113H13ZM12 114V115H13ZM130 114H133V112ZM138 114V113H137ZM168 114V113H167ZM196 114V113H195ZM208 114V113H206ZM217 114V113H216ZM215 116H219L218 114ZM223 114V113H222ZM221 114V115H222ZM17 115V114H16ZM15 115V116H16ZM19 115V114H18ZM87 115V114H86ZM149 115V114H148ZM197 115V114H196ZM201 114H199V116L197 115V117L199 119H201L202 121H206L208 120L207 117H203L202 115L200 116ZM228 115V114H227ZM230 115V113H229ZM232 115V114H231ZM235 115V114H234ZM232 116L233 119L235 116ZM240 115V116H242ZM7 116V115H6ZM5 116V117H6ZM13 116V117H15ZM29 116H30V113H29ZM28 114H27V117L25 114H21V116H17L15 118V121L13 123V126H11L10 129H6L7 127H0L2 129H6V130H2V131H5V138H8L9 143H7L6 145L4 146H0V154L2 155V157H6L9 155V153H12L13 154V149H15V146L16 145H20L18 144V139L21 140L23 139V137H25L27 135V132L29 129H26L27 128V125L29 123H31L30 121V118H29ZM32 116V115H31ZM30 116V117H31ZM173 116V117H172ZM187 116V115H186ZM190 116V115H189ZM205 116V115H204ZM214 116V115H213ZM214 116V119L216 120L217 117ZM238 116V115H237ZM5 117H3V119L7 120ZM83 117L85 118V116H82V120H83ZM87 117V116H86ZM142 117V116H141ZM164 117V116H163ZM221 117V116H220ZM224 117V116H223ZM222 117V120H224V118ZM243 117V116H242ZM158 118V117H156ZM213 118V117H212ZM229 117L226 118V121H228ZM236 118V117H235ZM32 119V117H31ZM35 119V118H34ZM219 119V118H217ZM238 118L234 119V120H237ZM12 120V119H11ZM86 120V119H85ZM239 120L241 119H238L237 121L240 122ZM8 121V120H7ZM69 121V120H68ZM88 121V120H87ZM174 121V123H172ZM176 121V122H175ZM199 121V120H198ZM243 121V120H242ZM160 122V126L162 127V132L168 136L167 138L162 135V137L158 136L157 135V132H156V128H155V124L159 123ZM208 122V121H207ZM235 122V121H234ZM12 123V122H10ZM87 124V122H85ZM84 123V124H85ZM205 123V122H204ZM68 124V127L66 128L67 131H70V128L72 127H69V123ZM71 124H72V121H71ZM70 124V125H71ZM210 124L211 126H216V123L215 122H211L210 121ZM232 124V123H231ZM6 125V124H5ZM32 125V124H31ZM30 125V126H31ZM66 124H63V126H65ZM177 125L179 127L182 128V126L185 128V130L187 131H190L191 133H189L190 135L192 133H194V137H197L200 139V143L203 142L204 144V148L203 147H200L198 146V144L195 143V141H193L192 139H190V137H188V140H183L182 139V142L184 143V147L181 146V150H179L180 152H178V155L174 158L172 157V155L170 154V156L167 154V152H164V149L160 146V144H158L159 142H162L161 144H165L168 143L167 145H170L169 147L171 146H175V149H178L177 147L178 144H179V140H177L175 138L174 135H171L172 132H175L174 129H176ZM224 125V124H223ZM228 125V124H226ZM67 126V125H66ZM65 126V127H66ZM118 126V125H117ZM158 126V125H157ZM176 126V127H175ZM206 126V124H205ZM210 126V127H211ZM220 126V124H219ZM219 126H218V129H219ZM223 127V126H222ZM227 127V126H226ZM73 128V127H72ZM183 128V129H184ZM213 128V127H212ZM216 128V127H215ZM214 128V129H215ZM229 128V127H228ZM209 127H207V130L206 132L208 131ZM217 129V128H216ZM225 129V128H224ZM88 131H90L89 129H87ZM94 129H92L93 131ZM178 130V129H176ZM221 131H224L222 130V128L220 129ZM232 130V129H231ZM234 130H237V129H234ZM181 131V130H180ZM184 131V130H183ZM186 131V132H187ZM205 131V130H203ZM217 131V130H215ZM220 131V132H221ZM229 131V130H228ZM76 132V131H75ZM161 132V133H162ZM177 132V131H176ZM209 132V131H208ZM225 132V131H224ZM61 133H65L63 131H61ZM72 133V132H70ZM162 133V134H163ZM183 133V132H182ZM211 133V132H210ZM237 133V132H236ZM239 134V133H237ZM59 134V133H58ZM67 134V133H66ZM113 133L110 134V137ZM184 134L186 135L187 133L184 132ZM1 135V134H0ZM62 135V134H61ZM74 135V133H73ZM76 135V134H75ZM74 135V136H75ZM85 135V134H84ZM87 135V133H86ZM216 136H218L216 133H215ZM234 135V136H235ZM29 136V135H27ZM79 136V135H78ZM77 136V137H78ZM81 136V135H80ZM98 136V135H97ZM158 136V137H157ZM174 136V137H173ZM179 136V135H177ZM180 136H182V134H180ZM179 136V137H180ZM187 136V135H186ZM193 136V134L191 135ZM220 136V135H219ZM240 136V135H239ZM2 137V136H1ZM0 137V139H1ZM73 137V136H72ZM178 137V138H179ZM183 137V136H182ZM181 137V138H182ZM30 138V137H29ZM75 138V137H73ZM80 138V137H79ZM84 138V137H83ZM165 138V140H164ZM234 138V139H233ZM4 139V137L2 138ZM2 139L0 141H2ZM82 139V138H81ZM106 139V137H105ZM264 139V138H263ZM7 140V139H6ZM67 140V139H66ZM197 140V139H196ZM262 140V139H261ZM69 141V140H68ZM71 141V140H70ZM202 141V142H201ZM243 141H246L245 143ZM106 142V141H105ZM198 142V140H197ZM198 142V143H199ZM243 142V144H242ZM262 143V141H260ZM264 142V140H263ZM3 143H4V140H3ZM6 143V142H5ZM229 143H231L232 145H230ZM16 144V145H15ZM258 144V143H257ZM3 145V144H2ZM15 145V146H14ZM23 145V144H21ZM106 145V144H105ZM104 145V146H105ZM260 145V144H259ZM208 146V147H206ZM168 147V146H167ZM168 147V149H169ZM261 147V146H259ZM17 148V146H16ZM62 148V147H61ZM60 148V149H61ZM68 148V147H67ZM257 148H258V145H257ZM50 149V148H49ZM66 148H64V151H65ZM166 149V148H165ZM171 149V148H170ZM252 149V148H250ZM24 150V149H23ZM27 149H25L24 151H26ZM174 150V149H172ZM59 151V149H58ZM70 150L68 149V152ZM169 151V150H168ZM171 151V150H170ZM178 151V150H177ZM240 151V152H239ZM252 151V150H250ZM21 152V151H20ZM30 152V151H28ZM27 152V153H28ZM53 152V151H52ZM74 152V150H73ZM176 153V152H175ZM20 154V153H19ZM35 154V153H34ZM55 154V153H54ZM61 151L58 153V154H55V156L53 157V159H56L58 158L60 155H61ZM64 154V153H63ZM92 154V153H91ZM167 154V155H166ZM174 154V153H173ZM237 154V155H236ZM249 154V155H248ZM0 155V156H1ZM25 157H27L26 154H24ZM23 155V156H24ZM46 155V154H45ZM48 155V154H47ZM59 155V156H58ZM65 155V154H64ZM67 155V153H66ZM71 154L69 153V156ZM73 155V154H72ZM71 155V156H72ZM95 155V154H94ZM130 155H133L136 157L138 156L137 160L142 162L144 161V164L146 165V167L143 169L142 167H140L138 165V162L135 163V165H131V169L129 167V169L131 170L130 174H127L126 171H129V170H126L124 171V173H120L122 171H118L121 169L122 165L124 164V162L126 163V161L123 162L122 159L126 158V157H129ZM11 156V154H10ZM38 156V155H37ZM50 157V155H48ZM89 156H90V153H89ZM93 156V155H91ZM96 156V155H95ZM103 156V159L105 161V163L103 162L102 164L106 165L105 168H107V171L105 172H116L118 173L119 175H115L114 177L118 180H116L115 183L111 182L110 178L108 180V176L106 177L105 176V173H102L104 172V170H106L104 168V166L100 163H98V159L100 157ZM132 156V157H133ZM244 156V157H242ZM32 156H30L31 158ZM63 157V156H62ZM131 157V158H132ZM5 158V159H6ZM13 158V157H12ZM28 158V157H27ZM27 158H24V160H26ZM33 158V157H32ZM44 158V157H43ZM88 159V156L86 157ZM85 158V160H86ZM90 158V157H89ZM92 158V157H91ZM254 158V157H253ZM262 158V157H260ZM8 159V158H7ZM22 159V158H21ZM52 159V160H53ZM67 159V158H65ZM79 159V158H78ZM78 159H76L78 161ZM136 159V158H134ZM229 159V160H228ZM236 159V160H238ZM9 160V159H8ZM60 160V159H59ZM68 160V159H67ZM3 162V160H1ZM27 161V160H26ZM40 161L42 163H40ZM70 161V160H69ZM73 161V160H72ZM101 161V160H100ZM99 161V162H100ZM253 161V160H252ZM7 162V161H6ZM53 162V161H52ZM52 162H49V161H46V159H41V156L38 157V163L35 164V167H34V171H32V169H29L33 172H36L35 175L33 173L34 176H36V181L37 182H41V185H44L42 184L43 181H45L47 184V182L49 183L48 179L49 178H52L49 177L47 179V177L49 176V171L53 172L52 169H57L58 171H62V168H59L58 167H54L52 164ZM60 162V161H59ZM67 162V161H65ZM102 162V161H101ZM236 162V161H235ZM254 162V161H253ZM252 162V163H253ZM17 163V162H16ZM63 163V162H62ZM69 163V162H68ZM239 164V162H237ZM5 164V163H4ZM18 164V163H17ZM55 164V163H54ZM91 164V163H90ZM228 164V166H229ZM2 165V164H1ZM21 165V164H20ZM28 165V164H26ZM59 165V164H58ZM234 165H237L236 163ZM4 166V165H3ZM56 166H57V163H56ZM227 166V167H228ZM253 166V165H252ZM6 167V165H5ZM17 167V166H16ZM66 167V165L64 166ZM72 169L73 167L70 166ZM76 167V166H74ZM144 167V166H143ZM241 167V166H240ZM250 167V166H248ZM18 168V167H17ZM124 168V167H122ZM229 168V167H228ZM242 168V167H241ZM244 168V166H243ZM4 169V168H2ZM0 169V170H2ZM10 169V168H9ZM13 169V168H12ZM27 169V168H26ZM125 169V168H124ZM249 170V168H247ZM258 169V168H257ZM15 170V168L13 169V171ZM49 170V171H48ZM241 169L238 170V172H241L240 171ZM251 170V169H250ZM260 172V178H257V176L255 177L254 181L255 182H261L264 181V164L260 166L259 168ZM259 170H257L258 174L259 175ZM5 171V170H4ZM2 170V172H4ZM56 171V170H54ZM57 171V172H58ZM74 171V170H73ZM246 171V170H244ZM1 172V173H2ZM20 172V171H19ZM28 172V171H27ZM42 172V173H41ZM43 172H48V174H44ZM190 172H192L193 174H198V176H201L202 178H204V182L205 184L207 185V189H206V194L205 195H200L199 193L202 191L201 189H197L196 191V188L193 187V189L195 191L193 192H197V194H193L191 192V185H190V182H189V174ZM223 172H229V173H223ZM233 172V171H232ZM250 172V171H249ZM111 173L109 175H111ZM246 173V172H245ZM243 173V174H245ZM3 174V173H2ZM55 174V173H54ZM60 174V173H59ZM69 174H72V173H69ZM104 176H103V175ZM250 174V173H249ZM32 175V174H31ZM32 175V176H33ZM51 175V173H50ZM63 175V174H62ZM88 175V177H87ZM108 175V174H106ZM192 175V174H191ZM33 176V177H34ZM61 176V175H60ZM72 176V175H71ZM76 176V175H75ZM119 176V177H118ZM197 175L194 176V179L196 177H198ZM216 176H219V178H215ZM236 175L234 174L233 178L235 177ZM241 176V175H240ZM246 176V175H245ZM252 176V174H251ZM62 177V176H61ZM78 177V178H79ZM90 177V178H91ZM192 177V176H191ZM10 178V177H9ZM63 178V177H62ZM71 178H75V177H71ZM113 178V176H112ZM232 178V177H231ZM242 178H243V175H242ZM248 178V177H247ZM18 179V178H17ZM94 179V180H95ZM199 179V181H202L200 180V178H197ZM239 179V178H238ZM245 179V178H244ZM23 180V179H22ZM33 180V179H32ZM35 180V179H34ZM51 180V179H50ZM64 183L62 181H60L61 183L57 182V183H54L53 182V179H52V182H51V187L52 188V195H59L58 198H54V199H57L56 202L58 201L60 203H63L67 208H68V205L69 204H72L73 203H69L67 204L68 202H71L70 200H72V197H73V193L75 191V193H77V191L72 187V185L70 184V182H66L65 181V177H64ZM67 180L68 177H67ZM74 180H77L76 178ZM88 180H91L88 178ZM113 180V179H112ZM226 180V179H225ZM243 180V179H241ZM239 180V181H241ZM26 181V180H25ZM36 181H33V183H35ZM54 181H56L54 179ZM70 181V180H69ZM92 181V180H91ZM90 181V182H91ZM96 181V180H95ZM94 181V182H95ZM156 181V182H155ZM194 182V181H193ZM197 182V181H196ZM233 182V181H232ZM231 182V183H232ZM13 183V182H12ZM39 183H37L38 185H40ZM59 183V184H58ZM195 183V182H194ZM227 183V182H226ZM239 183V182H238ZM23 184V183H22ZM32 184V183H31ZM36 184V183H35ZM36 184V185H37ZM84 185V183H82ZM86 184V183H85ZM90 184V183H89ZM91 184H93L91 182ZM202 184V183H201ZM15 185V184H14ZM13 185V186H14ZM25 185V184H24ZM22 186V187H25V186ZM36 185H34L33 187H35ZM78 185V184H77ZM196 185V184H195ZM203 185V184H202ZM201 185V186H202ZM232 185V184H231ZM263 185V184H262ZM45 186V185H44ZM44 186L41 187L42 190H44ZM49 186V185H47ZM88 186V185H87ZM90 186V185H89ZM200 186V187H201ZM224 186V187H223ZM256 188L257 189H260L258 188L259 184H255ZM4 187V185L2 186ZM30 187V186H28ZM36 187H39V186H36ZM46 187V186H45ZM95 187V185H94ZM198 187V186H197ZM203 187V186H202ZM262 187V186H261ZM5 188V187H4ZM20 188V187H19ZM232 188V187H231ZM264 188V187H262ZM6 189V188H5ZM26 189V188H25ZM40 189V187L38 188ZM118 189V190H120ZM130 189V190H129ZM132 189V190H131ZM22 190V189H21ZM24 190V189H23ZM114 190V189H113ZM116 190V189H115ZM117 190V192H118ZM154 190V189H153ZM234 190V189H233ZM243 190V189H241ZM247 190V189H246ZM263 190V189H261ZM7 191V190H6ZM27 191V190H26ZM40 191V190H39ZM144 191V190H143ZM142 191V192H143ZM157 191V190H156ZM257 191V190H256ZM112 192V191H111ZM205 193V190L202 191ZM260 192V194H259ZM7 193V192H6ZM41 193V192H40ZM141 193V192H140ZM149 193V192H148ZM154 193V192H153ZM158 193V192H157ZM95 194V193H94ZM234 194V193H233ZM254 194V193H253ZM1 196V202H4V200H7L5 199L6 197L4 196V194H0ZM7 195V194H6ZM42 195V194H41ZM104 195V194H103ZM16 196V195H15ZM76 196V195H75ZM110 195H108L109 197ZM234 196V195H233ZM236 196V195H235ZM20 197V196H19ZM27 196H25L24 194V197L22 196V199H26ZM41 197V196H40ZM102 197V199L100 200V198ZM239 197V196H238ZM237 197V198H238ZM39 198V197H38ZM77 198V196H76ZM111 198L112 200L113 199V196L109 197ZM251 198V197H250ZM16 199V198H15ZM70 199V200H69ZM75 200V198H73ZM111 199H109L108 201H111ZM243 199L240 197V200ZM247 199V198H246ZM245 199V200H246ZM21 200V199H19ZM33 200V199H32ZM44 200V199H43ZM107 200V198H106ZM143 200V199H142ZM146 200V198H145ZM149 200V199H148ZM236 200V199H235ZM261 203H260V201ZM36 201V200H35ZM42 201V200H40ZM77 202V200H75ZM103 201V200H102ZM239 202V200H237ZM253 201V200H252ZM251 201V202H252ZM8 202V201H7ZM32 202V201H31ZM45 202V201H44ZM55 202V201H53ZM55 202V204H57ZM74 202V201H73ZM107 202V201H106ZM154 202V201H153ZM245 202V201H244ZM254 203L252 204L253 205H256L254 207H256V211L258 212L259 214V209L257 208L258 207V204L260 205V214H261V219L263 220L264 219V191H257V194L254 195ZM35 203V202H34ZM38 203V202H37ZM75 203V202H74ZM147 203H152V201L150 202H147ZM160 203V204H159ZM248 203V202H247ZM7 204V203H6ZM5 204V206H6ZM21 204V203H20ZM42 204V203H41ZM96 204H94L96 206ZM109 204V202L107 203ZM112 205H114L112 202H111ZM110 204V205H111ZM234 204V203H233ZM238 204V203H237ZM22 205V204H21ZM30 205H33L30 203ZM38 205V204H37ZM110 205H106L107 207L110 206ZM111 205V206H112ZM144 205V204H143ZM146 205V203H145ZM242 205V204H241ZM29 206V205H28ZM27 206V207H28ZM35 206V204L33 205ZM42 206V205H41ZM40 206V207H41ZM45 206V204H44ZM110 206V207H111ZM149 206V205H148ZM152 206V204L150 205ZM233 206V205H232ZM48 207V206H46ZM58 207V206H57ZM60 207V206H59ZM109 207V208H110ZM113 207H111L113 209ZM155 206H153L154 208ZM156 207V208H157ZM236 206H234L233 208H235ZM11 208V207H10ZM36 208V207H35ZM72 208V206L70 207ZM96 208V207H95ZM109 208H105L106 212L105 213H108V210H110ZM139 209H135L137 210L138 212L142 213L143 215H145L144 211H143V207L139 205L138 207ZM233 208H232V211H233ZM252 208V207H251ZM38 209V208H37ZM42 209V208H41ZM64 209V212L65 211V207L63 208ZM100 209V208H98ZM152 209V208H151ZM240 209V208H239ZM26 210V209H25ZM97 210V208H96ZM147 210V209H146ZM157 210V209H156ZM160 210V209H159ZM159 210L157 211V213L159 212ZM164 211V214L166 212V214L169 212L167 211ZM253 210V209H252ZM33 211V210H32ZM36 211V209H35ZM72 211V210H71ZM70 211V213H71ZM149 211V210H148ZM154 211V209H153ZM162 211V210H161ZM63 212V213H64ZM101 212V211H99ZM110 214H113L112 211L110 210ZM150 212V211H149ZM235 212V210H234ZM248 212V211H247ZM250 212V211H249ZM253 212V211H252ZM173 213H171L173 215ZM236 213V212H235ZM68 214V212L66 213ZM64 214V216L66 215ZM72 214V213H71ZM97 214V213H96ZM154 214V213H153ZM161 214V213H160ZM75 215V214H73ZM106 215V214H105ZM108 215V214H107ZM140 215V214H139ZM156 216V214H154ZM158 215V214H157ZM169 215H170V212H169ZM243 215H246L243 214ZM62 216V219L63 217ZM68 216H71V215H68ZM99 216V215H98ZM111 216V215H109ZM141 216V215H140ZM171 216V215H170ZM170 216L168 217L167 220L170 219ZM173 216V217H174ZM67 216H65L64 219H66ZM113 217V215H112ZM150 217V216H149ZM163 217V215H162ZM250 217V216H249ZM255 217H258V216H255ZM253 217V218H255ZM99 218V217H98ZM138 218V217H137ZM140 218V217H139ZM142 218V216H141ZM151 218V217H150ZM159 218V217H158ZM230 218V217H229ZM260 219V217H258ZM49 219V218H48ZM69 219V218H68ZM110 219V218H108ZM136 219V218H134ZM144 220V217L142 218ZM155 219V218H154ZM161 219V218H160ZM171 219L172 216H171ZM180 219V220H182ZM223 219V218H222ZM226 219V217L224 218V220ZM228 219V218H227ZM251 219V218H250ZM114 220V219H113ZM137 220V219H136ZM157 223H159L160 221H157V219H155ZM154 220V221H155ZM162 220V219H161ZM173 220H176V219H173ZM179 220V219H178ZM224 220L222 223H224ZM146 221H147V218H146ZM172 221V220H171ZM213 223H214V219L212 220ZM221 221V220H220ZM231 221V220H230ZM250 221V220H249ZM254 222H256L257 220L254 219L253 220ZM99 222V221H98ZM133 222V221H131ZM141 222V221H140ZM148 222V221H147ZM166 222V221H165ZM177 222V221H175ZM174 222V223H175ZM181 221H179L178 223H180ZM183 222V221H182ZM207 222V223H206ZM217 222V221H215ZM226 222V220H225ZM227 222H229V220H227ZM258 222V221H257ZM139 223V222H138ZM143 223V221H142ZM145 223V222H144ZM143 223V224H144ZM150 225L151 223L148 222ZM161 223V222H160ZM172 223V222H171ZM212 223V225H214ZM219 221L216 223L218 224ZM230 223V222H229ZM264 223V222H263ZM146 224V223H145ZM154 224V223H153ZM166 224V223H165ZM168 224V223H167ZM185 224V225H186ZM210 224V223H209ZM131 225V224H130ZM133 225V224H132ZM131 225V226H132ZM136 225V224H135ZM141 225V224H140ZM147 225V224H146ZM159 225V224H158ZM163 225V224H161ZM176 225V223H175ZM182 225V224H181ZM211 225V224H210ZM209 225V226H210ZM211 225V226H212ZM225 225V224H224ZM230 225V224H228ZM259 223H255V228H258V232H262V229L260 226H258ZM139 226V225H138ZM165 226V234L166 236L164 237L163 235V238H165V240L167 241V244H164L166 245L167 248H170V250L176 252V253H180V254H184L187 256V252H189V247L186 248L188 249V251H186V249H183L185 247H183L185 244L183 242V244H181V237L183 236H179V238L177 237H174L177 236L176 234H171L170 233V228L171 229H174L172 227L169 228V226L167 227L166 229V225H163ZM173 226V225H172ZM177 226V225H176ZM180 226V224L178 225ZM216 227V225H214ZM136 228V226H134ZM154 227H158L157 225H154ZM153 227V229H155ZM174 227V226H173ZM181 227V226H180ZM180 227H179V230H180ZM184 227V226H183ZM186 227V226H185ZM221 227V226H220ZM149 228V227H148ZM147 228V229H148ZM159 228V227H158ZM163 228V227H162ZM212 228V227H211ZM214 228V227H213ZM222 228V227H221ZM10 229V228H9ZM151 229V228H149ZM152 229V230H153ZM160 229V228H159ZM136 230V229H135ZM134 229L130 230L132 233L135 232ZM158 230V229H157ZM155 229V231H157ZM162 230V229H161ZM177 231V228L174 229V231ZM182 230V229H181ZM218 230V229H217ZM246 230V229H245ZM12 231V229H11ZM146 231L148 230H145V228L143 226H141V231L139 232L140 234L138 233H135L136 235H133V240L131 243L128 244V246L126 247V250H127V253H126V257H128V261L129 263L128 264H135L137 262V255L142 251V247L140 244V241L143 240V237L146 238L144 235H147ZM190 231V230H189ZM219 231V230H218ZM153 232V231H152ZM152 232L150 233V235L152 234ZM162 232V231H160ZM173 232V231H172ZM188 232V231H187ZM191 232H194V231H191ZM207 232H209L207 234ZM214 231H212L213 233ZM13 233L15 234V232L13 231ZM17 233V232H16ZM159 234V232H157ZM163 233V232H162ZM177 233V232H176ZM185 233V232H184ZM189 233V232H188ZM187 233V234H188ZM197 233V232H196ZM256 233V232H255ZM4 234V233H3ZM142 234V235H141ZM179 234V233H178ZM182 234V233H181ZM186 234V233H185ZM190 234V233H189ZM259 234V233H258ZM261 234H264V233H261ZM13 235V234H12ZM154 235V232L152 234V236ZM193 235V238L195 237V233L192 234ZM213 235V234H212ZM211 235V236H212ZM217 235V233L215 234ZM156 236V234H155ZM161 236V235H160ZM188 236V235H187ZM251 236V235H250ZM264 235H262L261 237L263 238ZM100 237V236H99ZM158 237V236H157ZM189 237V236H188ZM210 237V236H209ZM214 237V236H213ZM218 237V235H217ZM252 237V236H251ZM8 238V237H7ZM15 238V237H14ZM18 238V237H17ZM149 238V237H148ZM146 238V240L148 239ZM152 238V237H151ZM154 238V236H153ZM152 238V239H153ZM183 238H185L184 236L182 237V241H185L186 239L183 240ZM192 238V236H191ZM192 238V240H193ZM196 238V237H195ZM194 238V239H195ZM196 238V240H197ZM204 238L202 239L204 241ZM212 238V237H211ZM254 238V237H252ZM16 239V238H15ZM97 239V238H96ZM158 239V238H157ZM207 239V238H206ZM205 239V240H206ZM220 239V238H218ZM100 240V239H99ZM160 240V239H159ZM164 240V241H165ZM196 240L192 241V242H196ZM201 240V239H199ZM198 240V241H199ZM201 240V241H202ZM215 240V239H214ZM217 240V239H216ZM215 240V241H216ZM239 240V238H238ZM149 241V240H148ZM202 241V246L204 244V242ZM211 241V239H209V242ZM213 241V240H212ZM223 241V240H222ZM235 241V240H234ZM264 241V240H263ZM150 242V241H149ZM205 242L209 243L208 240H206ZM240 242V240H239ZM239 242H235V243H238L240 244ZM243 242V241H242ZM252 242V241H251ZM157 243V242H156ZM197 243V242H196ZM199 243H201L199 241ZM198 243V244H199ZM233 243V245L235 244ZM244 243V242H243ZM256 243V241H255ZM254 243V244H255ZM210 244V243H209ZM237 244V245H238ZM253 244V245H254ZM183 245V246H182ZM236 245V244H235ZM263 245V244H262ZM205 246V245H204ZM239 246H242L241 244ZM249 246V245H248ZM256 246V245H255ZM1 247V245H0ZM187 247V246H186ZM257 247V250H258V245L256 246ZM204 248V247H203ZM237 249V247H235ZM235 248L233 250V252L235 251ZM252 249V247H250ZM1 249V248H0ZM157 249H159L160 251H162L163 249L158 246ZM233 249V248H232ZM249 249V247L247 248ZM249 249V251L251 250ZM256 249V248H255ZM262 249V248H261ZM100 250V249H99ZM155 250V249H154ZM153 250V251H154ZM243 250L245 252H247L245 250V248H243ZM146 251V250H145ZM232 251V250H231ZM238 251V249H237ZM240 251V250H239ZM238 251V252H239ZM243 251V252H244ZM253 251V250H251ZM262 251V250H261ZM3 252V251H2ZM0 253V254H3L0 256V264H4V263H7V257L5 256L4 257V253ZM155 252V251H154ZM163 252V251H162ZM242 252V253H243ZM257 252V251H256ZM249 255L250 253L247 252ZM259 253H260V249H259ZM146 254V253H144ZM156 254V253H155ZM246 254V253H245ZM247 254V255H248ZM262 254V252H261ZM264 254V253H263ZM150 255V254H149ZM162 255V254H160ZM256 255V254H255ZM153 256V254H152ZM159 256V254H158ZM157 256V257H158ZM185 256V257H186ZM189 258H190V255H188ZM241 255H239L240 257ZM244 256V255H242ZM241 256V257H242ZM257 256V255H256ZM260 256V254H259ZM264 256V255H263ZM155 257V256H153ZM163 257V256H162ZM230 257H232L233 259V256H231L230 254ZM234 259H235V262H236V255L234 254ZM10 258V257H9ZM177 258V257H176ZM188 258V257H187ZM186 258V259H187ZM245 258V257H243ZM264 261V258L261 257ZM175 259V258H174ZM181 259V258H180ZM259 259V258H258ZM262 259L260 260V262L262 261ZM11 260V259H10ZM126 260V259H124ZM123 260V261H124ZM257 260V259H256ZM23 261V260H22ZM232 261V260H231ZM9 262V261H8ZM18 262V260H17ZM20 262V261H19ZM18 262V263H19ZM26 261H24L25 263ZM126 262V261H125ZM168 262V261H166ZM186 262V261H185ZM184 262V263H185ZM234 262V263H235ZM253 262V259L252 261ZM28 262H26L27 264ZM33 263V262H31ZM31 263H28V264H31ZM164 263V262H163ZM178 261H174V264H177ZM188 263V262H186ZM233 263V264H234ZM259 262L255 261V264H258ZM264 264V262H262ZM261 263V264H262ZM35 264V263H34ZM122 264V263H121ZM237 264V263H235ZM245 264V263H244ZM254 264V262H253Z\"/></svg>", "mask_w": 264, "mask_h": 264}]
</instances>
